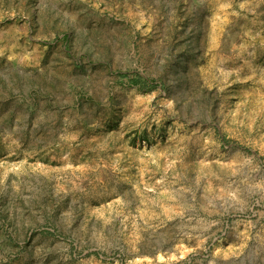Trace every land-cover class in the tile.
<instances>
[{"label": "rangeland", "instance_id": "374dc122", "mask_svg": "<svg viewBox=\"0 0 264 264\" xmlns=\"http://www.w3.org/2000/svg\"><path fill=\"white\" fill-rule=\"evenodd\" d=\"M0 264H264V0H0Z\"/></svg>", "mask_w": 264, "mask_h": 264}]
</instances>
